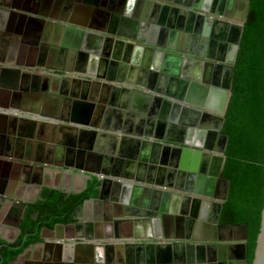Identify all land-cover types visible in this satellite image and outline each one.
I'll list each match as a JSON object with an SVG mask.
<instances>
[{
  "label": "crops",
  "instance_id": "obj_1",
  "mask_svg": "<svg viewBox=\"0 0 264 264\" xmlns=\"http://www.w3.org/2000/svg\"><path fill=\"white\" fill-rule=\"evenodd\" d=\"M28 1L34 6L25 12L28 16L52 23L30 24L26 18L18 25L20 32L11 38L12 45L8 48V43L2 41L6 47H0V130L6 135L3 139L0 135V238L7 240L20 234L14 226L15 202L36 201L45 187L84 190L94 171L96 176L123 177L132 188L117 196L132 199L137 195L141 200L144 191L136 186L152 184L136 179L147 175L139 173L129 151L123 152L126 142L122 136L143 134L144 138L151 131L155 136L163 134L173 140L197 142V136L194 138L190 132L182 137L181 116L162 126L160 114L167 111L170 115L173 107L166 104L164 95L156 100L160 95L144 86L149 81L157 86L161 81L158 75L152 76L157 59L154 49L160 48L155 43L160 41L164 29L170 33L175 30L177 16H181L178 11L169 10L161 23L163 6L184 8L180 2L185 0ZM42 1L49 2L46 10L38 5ZM57 1L59 5L55 4ZM233 8V13L229 12L232 16L212 15L223 21L239 22V4ZM210 27L214 37L188 36L185 44L180 45V38L173 42L169 36L166 42L194 50L200 53L199 58L216 64L218 67L208 68L209 80L225 84L226 66L230 65L226 60L230 29L213 20ZM111 72L112 81L105 78ZM150 92L154 95L148 99ZM14 96H18L16 104L21 107H11L8 99ZM153 111L154 116L150 114ZM12 129L14 132L10 133ZM212 144L216 147L219 141ZM219 188L217 183L213 190L216 196L220 194ZM93 197L80 209L77 226H54L50 228L53 231H44L47 242L55 245L50 246L52 252L60 253L64 263L49 258L43 261L45 246L37 242L27 247L13 264H40L38 260L43 264H142L139 259L142 255L145 258L147 249L134 245L140 240H128L113 232L108 236L110 229L105 220L119 216L111 192L103 198ZM212 199L219 201L220 197ZM85 226L91 240L81 236ZM209 233L205 231L201 242L215 247L210 255H219L221 264H240L237 231H227L219 239ZM220 241L229 245L218 250L216 243ZM210 255L209 249L204 250V258ZM99 257L102 260L98 261Z\"/></svg>",
  "mask_w": 264,
  "mask_h": 264
},
{
  "label": "water",
  "instance_id": "obj_2",
  "mask_svg": "<svg viewBox=\"0 0 264 264\" xmlns=\"http://www.w3.org/2000/svg\"><path fill=\"white\" fill-rule=\"evenodd\" d=\"M211 1L185 0L180 2L186 9L168 4L163 6L164 13L161 16V23L167 19L169 10L178 11L181 16H177L178 24H176L175 30L170 33L169 30L164 29L160 33V41L155 43L160 48L154 49L157 59L154 65L156 71H152V76L158 75L161 81L157 86L151 81L144 85L146 89L155 91L160 95L155 97L156 100L160 101L164 95L166 104L173 107L170 115L167 111L160 114L162 126L172 124L174 120L179 119L181 116L182 137L185 133L190 132L194 138L197 136V142L185 141L184 138L183 140H173L163 136V134L155 136L151 131L146 132L144 138L142 137L143 134H139V137L122 136V140L124 143L126 142L122 146L123 152L129 151L128 154L134 159L133 163L139 166V173L147 175L143 178L137 176L136 179L152 184L151 187L136 186L137 190L144 191L141 200L137 195H133L132 199L117 196L124 189L129 191L132 188L130 183L118 178L96 176V171L90 176V179L96 177L100 180L98 195L93 198H103L109 191V193L111 192V200L121 210L116 218L110 217L105 220L110 229L108 236H112L113 232L117 236L123 235L128 240H140L134 245L140 249H147L145 258L142 255L139 259L142 264H221L219 260L218 263L216 262L214 256L209 257L208 260L204 258V248L207 245L203 244L201 240H204L203 234L208 225L207 216L209 215V222L219 224L221 212L229 194L230 180L223 175L229 136L223 131V124L232 95L234 64L251 2L250 0H237V2L243 3L241 15L236 17L239 22H228L214 19L213 16L205 14V12L232 16L229 12L233 8L234 0H213V5L209 8L208 4ZM225 1H227L226 7L229 12H224V8H222ZM152 2L154 1L152 0ZM156 3H158L157 5L160 4L159 2ZM16 15L21 18L27 17L30 24L32 21L52 23L51 20L44 18H32L23 9L12 8L8 0H0L1 42L4 40L9 41V38L11 39L20 32V30L14 29L12 24L15 23ZM186 18L187 26L185 25ZM55 19L56 17H54ZM211 20L215 24L221 23L230 29L227 37L229 45L226 58L230 65L226 66L228 78L225 84L209 81L208 68H211V66L213 68L218 67L216 64L199 58L197 54L200 53L196 54L194 50L182 48L179 45L174 46L172 42H166V39L170 38L169 36H172L173 42L177 37L180 38V45L185 44V38L188 36L193 39H197L198 35L202 36V34L206 35L205 37H214L215 33H211L210 29ZM4 23L7 24L4 25ZM88 33L100 38L103 36L100 33ZM112 75L111 72L105 78L112 81L114 80ZM98 76L101 77L102 75L98 74ZM151 95L154 94L152 92L148 93L147 98L150 99ZM17 97L14 96L12 99H8L11 107H21L16 104ZM150 114L154 116L155 111L150 112ZM10 131V133L14 132L13 129ZM84 131L81 130V133H85ZM126 132L128 131L123 133L126 134ZM0 135L2 136L1 139L6 137L2 130H0ZM217 140L219 145L215 147L212 142L215 143ZM217 183L220 186L219 189H221L219 196H216L215 191H213ZM71 191L76 193L83 190H68L67 192L70 193ZM184 191L188 194L183 193ZM211 197H220V200L216 201ZM91 199H86L82 207ZM29 201L20 200L14 203L17 206L14 226L18 232H21L22 218ZM33 201L35 199L31 200V202ZM78 224L79 221L59 222L54 229L67 226L74 227ZM85 228L86 231H83L81 236L83 239L91 240L88 226H85ZM54 229L42 228L41 237L44 239L39 242L45 248L49 246V255L47 256L48 251H45L44 248L43 257L45 260L49 258L52 261L64 263L60 253L54 254L52 252L50 246L55 245L47 242V235L44 234L45 230L53 231ZM174 229H177V234L175 232L174 234L170 233ZM226 229L229 232L237 231L239 262L240 264H249L246 257L247 224H231L227 225ZM238 232H241L240 235H238ZM186 239H189V242H186ZM142 240H144V244L141 243ZM216 245L220 250V247L224 248L229 244L220 241ZM102 247L96 245V248ZM21 255L22 253L13 263ZM97 260H102V257ZM252 264H264V205Z\"/></svg>",
  "mask_w": 264,
  "mask_h": 264
},
{
  "label": "trees",
  "instance_id": "obj_3",
  "mask_svg": "<svg viewBox=\"0 0 264 264\" xmlns=\"http://www.w3.org/2000/svg\"><path fill=\"white\" fill-rule=\"evenodd\" d=\"M250 2L223 124L229 136L223 175L230 186L220 221L247 224L246 257L252 264L264 205V0ZM99 185L95 177L76 193L45 187L36 201L28 203L17 238H0V264H12L39 242L43 227L77 221L84 201L98 194Z\"/></svg>",
  "mask_w": 264,
  "mask_h": 264
},
{
  "label": "flooded vegetation",
  "instance_id": "obj_4",
  "mask_svg": "<svg viewBox=\"0 0 264 264\" xmlns=\"http://www.w3.org/2000/svg\"><path fill=\"white\" fill-rule=\"evenodd\" d=\"M8 2H10V4H11V7L12 8H14V9H23V11H25V12H28L29 10H32L33 9V7L34 6H32V4L28 1V0H8ZM48 3L49 2H47V1H42V2H40L38 5H40L41 7H42V9H44V10H46V7H47V5H48ZM57 3V5H59V1H57V2H55V4ZM239 4V7H240V9H242L243 8V3L242 2H237V0H234V4ZM221 4V3H220ZM226 4H227V1H225V2H223V5H222V8H224V12H226V11H228L229 12V10H227L228 8L226 7ZM34 5V4H33ZM212 5H213V0L211 1V3H210V5L208 6L209 8L210 7H212ZM233 7H234V5H233ZM185 8V7H184ZM41 9V8H40ZM186 9V8H185ZM233 9L234 8H231V14L233 13ZM189 10V9H188ZM240 11H242V10H240ZM239 11V12H240ZM207 13H209L208 15H211V16H213L212 15V13L211 12H209V11H207ZM214 14V13H213ZM216 14V13H215ZM219 15V14H218ZM226 16V15H225ZM214 17V19L216 18V19H219L217 16L215 17V16H213ZM27 18V17H26ZM26 18H21L19 15H16V18H15V23H12L13 24V27H14V29H18V25L19 24H21V23H23L24 22V20H26ZM7 23H4V25H6ZM201 35H199V37H200ZM204 36V35H203ZM206 36V35H205ZM204 36V37H205ZM9 38V37H8ZM12 39H10L9 41L8 40H4L3 42H5V43H8V48L12 45L11 44V41ZM11 44V45H10ZM6 47V45H2V42L0 41V47ZM2 51H3V49L2 50H0V58H2L3 57V53H2ZM10 55V54H9ZM14 56H15V54H13ZM210 82H213L212 80H209ZM216 82H218V81H216ZM118 179H120V180H122V181H124V182H127V183H130L129 181H127L126 179H124L123 177H118ZM124 186V185H123ZM66 191V190H65ZM69 193V192H68ZM183 193H187V192H183ZM221 193V192H220ZM188 194V193H187ZM121 210H120V208H119V212H120ZM1 212V211H0ZM79 212H80V210H79ZM79 212H78V219H79ZM208 217V221H207V223H208V225H207V227H206V229H205V231H206V233H209V232H211V233H213V236L212 237H216L217 239H219V238H221L222 237V235L224 234V233H226L228 230L226 229V226L227 225H231V224H226V223H222L221 221H219V224H213V223H211V222H209V215L207 216ZM214 217V216H213ZM212 217V218H213ZM214 219V218H213ZM237 224V223H236ZM44 228V227H43ZM42 231V230H41ZM173 233L174 234V232L176 233L177 232V229L175 230L174 229V231L172 230V231H170V233ZM185 233H187V232H185ZM240 233L241 232H238V235H240ZM177 234V233H176ZM204 235H206L205 234V232H204V234H203V236ZM209 236H210V233H209ZM223 238V237H222ZM186 242H189V239H186L185 240ZM217 244V243H216ZM216 248L219 250V247H217V245H216ZM206 249H209L210 251H209V255L212 253V250L213 251H215V247H205L204 248V250H206ZM220 249H224L223 247H220ZM44 256V255H43ZM42 256V260L43 261H45V258ZM213 256V255H212ZM209 257H211V255L209 256ZM208 257V258H209ZM215 257V259H216V262L218 263V257H219V255H218V257L217 256H214ZM208 258H205V259H207L208 260ZM15 261V260H14ZM207 262V261H206ZM38 263H40V264H43L44 262H42L41 260H38Z\"/></svg>",
  "mask_w": 264,
  "mask_h": 264
}]
</instances>
